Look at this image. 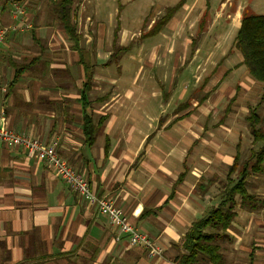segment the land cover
I'll use <instances>...</instances> for the list:
<instances>
[{"label": "crops", "instance_id": "0c3cea01", "mask_svg": "<svg viewBox=\"0 0 264 264\" xmlns=\"http://www.w3.org/2000/svg\"><path fill=\"white\" fill-rule=\"evenodd\" d=\"M182 2L180 9L185 11L186 18L200 10L196 21L198 25L205 21V1ZM41 7L39 4L36 9ZM178 10L157 34L164 36L162 32L166 30L172 48L161 57L174 58L172 71L175 58L180 56L173 48V31L180 21ZM36 11H27L26 21L34 28L38 41L31 32L24 39L20 33H12L1 50L0 83L7 87V94L0 97V113L5 125L43 143L56 141L57 152L87 181L92 193L110 200L125 213L137 231L148 236L162 254L151 257L144 248L131 247L124 234L113 228L95 206L72 192L51 168L28 158L21 149H9L0 143V264L43 259L44 264H177L175 258L184 234L206 208L215 205L211 196L201 200L195 195L196 184L212 162L199 155L193 167L186 163L191 141H198L199 147L206 145L203 128L196 121L205 119L211 109L232 98V88L240 85L238 79L245 68L214 66L206 74V66L200 60L202 49H195L181 66L184 76L192 79V88L204 75L199 86L204 95L199 100L188 97L184 104L190 109L181 114H164L163 109L171 102L160 104L159 92H144L136 82L128 87L134 91H124L126 88L119 87L116 81L102 80L95 68L85 112L95 123L105 119L94 143L86 145L79 103L83 84L79 54L70 50V42L61 27L56 28L48 8L47 13L41 10L42 24L35 18ZM1 16L5 25L11 23L9 7L2 10ZM97 28V36L102 37L105 28ZM156 54L153 52V59ZM186 54L184 48L183 58ZM239 59L242 61L241 56ZM27 62H31L29 67L13 82V65ZM73 62L77 66L68 75ZM153 68L161 71L164 66L151 64ZM72 73L80 75L75 79ZM194 107L197 114L191 112ZM215 150L220 163H224L218 155L219 146ZM232 160L233 157L226 165ZM181 174L182 180L177 183ZM257 195L264 200V193ZM240 223L246 232L251 225L264 228V205L257 212H238L234 233L240 231ZM236 244L230 246L229 254L224 253V264H244L232 254V250L238 249ZM254 246L264 249V245Z\"/></svg>", "mask_w": 264, "mask_h": 264}, {"label": "rangeland", "instance_id": "374dc122", "mask_svg": "<svg viewBox=\"0 0 264 264\" xmlns=\"http://www.w3.org/2000/svg\"><path fill=\"white\" fill-rule=\"evenodd\" d=\"M182 1L190 2V0H75L74 6L78 30L84 36L81 47L91 60H95L97 64L96 74H101V79L105 82L109 80L116 81L119 87L126 88L124 91H134L135 89L130 90L128 87L136 82L142 85L141 88L144 92H159L162 102L160 104L164 105L163 103L168 100L171 102L167 109H163L164 114L186 112L190 109L187 104H184L188 97L199 100L204 95L202 90L199 89L204 75L192 88L190 86L192 79L190 80L187 75L184 76L183 74L181 62L184 60L186 63L191 58L190 53L197 48L202 49L203 55L200 60L203 59L202 64L206 66V74L214 66L224 67V69L229 67L230 70L237 69L240 67L241 61L234 48V38L242 13L247 11L264 16V0H199V2H202L201 4L204 1L206 2V6H203L206 8L205 21L203 20V23L200 22L199 25L196 18L200 10H194L186 18L185 11L179 9L177 16L180 21L173 31L175 36L173 48L177 50L180 56L175 58L177 62H175L174 71H172L174 58L172 56L161 57V54L172 48L171 43L168 44L167 42L166 30L163 29L162 34L164 36L156 34L146 37V34L153 25H151L152 22L164 16L168 8ZM18 2L24 7L26 14L27 11L30 14L35 13L39 4L42 6V11L47 13L48 8L49 12L50 6L47 0H24V2L18 0ZM1 3L7 6L8 1H0V13H2L1 9L3 7ZM222 3H225L224 7L219 9ZM33 5L37 7L33 8ZM41 10H37L35 16L40 24H42L39 19L42 13ZM87 17H90L89 21ZM29 18L28 16V21H31ZM213 19L216 20L214 23ZM182 20H184L183 23ZM97 21L99 23H96ZM26 23L30 24V22ZM55 24L56 28L60 29V26L57 23ZM100 25L105 28L103 35L101 34L102 37L97 36V26ZM116 27H118V31L114 43L117 46L127 47V51L116 61L105 67L104 64L109 60V55L113 50V34ZM29 32L30 30L19 32L20 38L29 37ZM123 36L124 38L121 40L120 38ZM61 44L63 45V43ZM184 48L187 54L183 58L182 51ZM62 49H66L65 46ZM155 51L157 54L153 59V52ZM158 63L164 66L163 70L151 69V64ZM74 66H77L76 63L70 64L68 75ZM78 75L80 73H72L75 79ZM238 80L241 83L232 88L234 95L232 98L230 97L231 99L224 100L214 110L211 109V113L205 119L200 118L196 121V124L201 125L203 128L201 132H204L205 147H199L198 141H191V147H187L186 151V163H189L192 167L198 162L199 155L212 162L202 173L204 179L212 176L217 179V183L212 186L207 195L211 198H216L221 184L225 181L228 168L225 162H230L235 154L237 144L240 146L242 160L248 155L252 138L246 117L250 110L255 109L258 116L263 120L261 129L264 131V90L248 77L246 71L240 75ZM110 91L112 92V89ZM124 91L122 90V92ZM105 92H108L107 89ZM183 92L184 94L181 95ZM92 96L95 98L97 95L94 93ZM233 98L234 100L231 101ZM178 107L179 109H177ZM191 112L198 113L195 107ZM161 121L163 122L164 119L162 118ZM209 133L212 135H209ZM215 146H219L218 155L221 156L224 163H220V158L216 156ZM68 164L74 169L70 163ZM248 184L251 193H264V176H251ZM252 184L254 186L250 187ZM195 195L198 196L196 187ZM213 201L215 202V200ZM243 227L244 225L240 223L237 227L240 231L235 232L234 242H237L238 249L236 251L232 250L233 256L240 259L244 264H248L250 261L255 264H264V249L254 246L255 244L264 245V228L251 225L249 231L246 232ZM233 243L225 244L224 251L228 254Z\"/></svg>", "mask_w": 264, "mask_h": 264}, {"label": "trees", "instance_id": "16d2710c", "mask_svg": "<svg viewBox=\"0 0 264 264\" xmlns=\"http://www.w3.org/2000/svg\"><path fill=\"white\" fill-rule=\"evenodd\" d=\"M47 1L50 6L49 15L62 28L71 44L70 50L79 54L78 65L81 66L83 71V84L79 92V103L82 109V134L84 143L92 145L96 139L97 130L105 119L100 118L95 123L93 117L85 112L89 104L87 96L93 83L92 79L97 64L93 59L89 58L81 47L83 35L79 32L78 24L75 20V0ZM182 5L183 2H180L168 8L164 16L154 21L146 37L158 34ZM6 7L8 5L3 4L2 10ZM34 31L31 25L30 32L33 39H35ZM117 31L118 27L115 28L113 34V50L109 55V60L104 64L105 67L116 61L127 51V47L115 45L114 40L117 39ZM35 40L38 41L37 39ZM234 48L242 58L240 64L245 68L248 77L264 90L263 15L247 11L242 13L234 38ZM31 62L13 65L15 67L13 82L19 79ZM233 100L234 98L231 101ZM246 120L252 138L248 155L242 160L240 146L237 144L232 163L226 170L225 181L221 184L216 198H213L215 205L206 208L202 216L193 221L184 234L180 243V252L175 258L177 264H224V257L226 256L224 247L225 244L234 242L235 233L232 229L238 212H257L264 205V200L255 192L251 193L248 189L251 176H264V131L261 129L263 120L258 116L255 109L250 110ZM58 154L59 156L61 155L60 153ZM181 177L182 174L178 177L177 183L181 182ZM216 183L217 179L215 176L207 179L201 178L196 186L198 197L202 200ZM253 186L254 184L250 185V187ZM251 256L253 255L251 254ZM44 262L45 259L39 261L26 260L17 264H44Z\"/></svg>", "mask_w": 264, "mask_h": 264}, {"label": "built area", "instance_id": "2783aa9c", "mask_svg": "<svg viewBox=\"0 0 264 264\" xmlns=\"http://www.w3.org/2000/svg\"><path fill=\"white\" fill-rule=\"evenodd\" d=\"M7 2L11 23L5 25L0 13V54L4 42L9 34L19 33L31 29V25L26 23V13L24 7L18 0H0ZM26 21V22H25ZM7 87L0 83V97L6 96ZM0 143L9 149H21L28 158L43 162L51 168L55 175L66 184L77 196L95 206L100 215L107 218L110 225L119 230L127 237V242L131 247H142L147 250L151 257L160 256L162 250L156 247L145 234H141L129 222L128 217L120 211L110 200L97 198L89 188L87 181L74 170L58 152V143L52 141L43 143L29 135L16 132L5 125L3 114L0 113Z\"/></svg>", "mask_w": 264, "mask_h": 264}]
</instances>
